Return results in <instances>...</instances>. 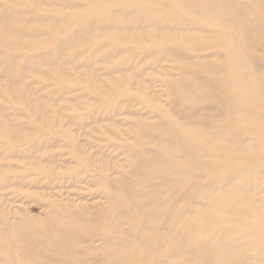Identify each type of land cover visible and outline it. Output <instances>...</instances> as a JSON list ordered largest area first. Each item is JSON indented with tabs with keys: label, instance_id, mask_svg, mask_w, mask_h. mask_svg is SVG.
<instances>
[{
	"label": "bare ground",
	"instance_id": "bare-ground-1",
	"mask_svg": "<svg viewBox=\"0 0 264 264\" xmlns=\"http://www.w3.org/2000/svg\"><path fill=\"white\" fill-rule=\"evenodd\" d=\"M0 264H264V0H0Z\"/></svg>",
	"mask_w": 264,
	"mask_h": 264
},
{
	"label": "rangeland",
	"instance_id": "rangeland-1",
	"mask_svg": "<svg viewBox=\"0 0 264 264\" xmlns=\"http://www.w3.org/2000/svg\"><path fill=\"white\" fill-rule=\"evenodd\" d=\"M110 152V151H109ZM29 203L31 204V205H27V207L29 208V211L32 213V214H37V213H39L40 211H41V209H40V207L37 205V203H35V200H29ZM28 202H27V204H29Z\"/></svg>",
	"mask_w": 264,
	"mask_h": 264
}]
</instances>
